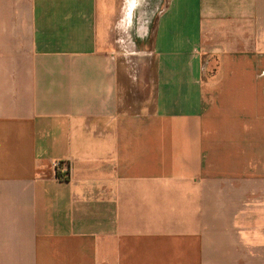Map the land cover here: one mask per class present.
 <instances>
[{
  "label": "crops",
  "instance_id": "obj_1",
  "mask_svg": "<svg viewBox=\"0 0 264 264\" xmlns=\"http://www.w3.org/2000/svg\"><path fill=\"white\" fill-rule=\"evenodd\" d=\"M112 1L0 0V264H264V0Z\"/></svg>",
  "mask_w": 264,
  "mask_h": 264
},
{
  "label": "rangeland",
  "instance_id": "obj_2",
  "mask_svg": "<svg viewBox=\"0 0 264 264\" xmlns=\"http://www.w3.org/2000/svg\"><path fill=\"white\" fill-rule=\"evenodd\" d=\"M112 3L111 7H117L111 33L113 44L140 56L143 47L148 49L155 17L165 0H119V4L113 0Z\"/></svg>",
  "mask_w": 264,
  "mask_h": 264
},
{
  "label": "built area",
  "instance_id": "obj_3",
  "mask_svg": "<svg viewBox=\"0 0 264 264\" xmlns=\"http://www.w3.org/2000/svg\"><path fill=\"white\" fill-rule=\"evenodd\" d=\"M53 167L57 175L63 179H69L71 175V166L65 161H55Z\"/></svg>",
  "mask_w": 264,
  "mask_h": 264
}]
</instances>
